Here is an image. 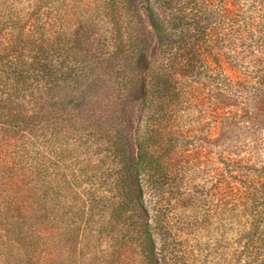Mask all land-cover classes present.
<instances>
[{
    "label": "trees",
    "instance_id": "trees-1",
    "mask_svg": "<svg viewBox=\"0 0 264 264\" xmlns=\"http://www.w3.org/2000/svg\"><path fill=\"white\" fill-rule=\"evenodd\" d=\"M68 1L0 0V246L27 264H66L67 246L80 244L90 264H128L135 247L143 264H163L144 177L166 175L180 143L167 104L200 64L218 70L212 21L223 20L233 47L255 33L248 16L264 0H99V18L81 29L64 21ZM237 2L249 6L245 19ZM152 41L168 87L138 139L125 104L133 83L148 85ZM252 60L245 81L263 87L264 55ZM95 80L102 92L86 93Z\"/></svg>",
    "mask_w": 264,
    "mask_h": 264
},
{
    "label": "rangeland",
    "instance_id": "rangeland-1",
    "mask_svg": "<svg viewBox=\"0 0 264 264\" xmlns=\"http://www.w3.org/2000/svg\"><path fill=\"white\" fill-rule=\"evenodd\" d=\"M98 1L69 0L61 7L64 21L81 29L86 19L99 18ZM216 2L222 7L226 1ZM248 8H240L242 19ZM255 8L248 16L255 33L235 40L233 47L225 40L223 20L219 25L212 21V66H219L218 70L200 64L194 73L181 77L178 99L167 104L164 115L172 118L180 143L168 160L166 175L144 177L145 200L163 264H264V86L245 81L247 68L252 70L255 64L253 56L264 55V8ZM152 43L148 58H153L154 68L148 60L142 61L152 68L148 85L133 83L125 104L138 139L150 131L149 102L160 96L161 86L168 87L155 75L165 57ZM91 85L86 93L102 92L100 81ZM2 189L0 185V194ZM81 245L67 246L66 264H90L80 258ZM5 257L0 246V264H27ZM127 263L143 264L138 248L127 256Z\"/></svg>",
    "mask_w": 264,
    "mask_h": 264
}]
</instances>
